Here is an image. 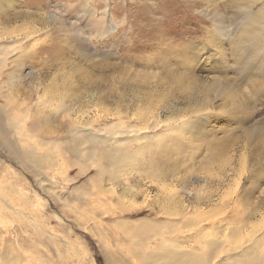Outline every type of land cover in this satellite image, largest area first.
<instances>
[{
  "label": "rangeland",
  "instance_id": "1",
  "mask_svg": "<svg viewBox=\"0 0 264 264\" xmlns=\"http://www.w3.org/2000/svg\"><path fill=\"white\" fill-rule=\"evenodd\" d=\"M9 1L12 7L0 12L1 30H25L27 21H35L42 32L33 34L35 41H20L15 33L0 40V57L7 59L0 76V112L12 113L7 118L0 114V129L5 130H0V256H34L30 260L35 263L46 259L50 264L126 263V256L141 252L135 243L143 244L148 237L140 236L150 230L151 243L143 251H153L162 240L175 249H200L202 214L210 233L220 239L228 235L221 256H234L230 251L238 244H245V250L252 246L248 237L256 229L264 237V135L251 142L243 136L250 124L264 122V105L255 101L254 115L236 117L217 99L204 139L174 129L164 132L168 117L193 110L201 115L202 104L216 97V80L230 82L239 97H253V102L254 80L260 79L263 95L264 64L238 41L246 15L260 4ZM82 1L88 4L79 5ZM49 21L55 27H48ZM29 40L35 45L27 52ZM162 54L167 60L161 61ZM203 71L209 76L201 84ZM38 79L52 87L50 93L37 89ZM70 93L77 96L73 118L62 105L75 98L69 99ZM89 109L90 115H83ZM118 110L124 115L121 122ZM145 113L149 125H159L148 133L153 136L149 148L139 152V145L125 144L133 155L131 165L118 175H98L94 161L85 156L96 147L84 130L97 136L135 131L141 127L139 114ZM5 138L19 152L33 151L51 162L21 161ZM118 140L105 146L116 149ZM159 176L166 178L167 192L158 190ZM259 246L262 252L264 242ZM258 263L264 264L261 253Z\"/></svg>",
  "mask_w": 264,
  "mask_h": 264
},
{
  "label": "bare ground",
  "instance_id": "2",
  "mask_svg": "<svg viewBox=\"0 0 264 264\" xmlns=\"http://www.w3.org/2000/svg\"><path fill=\"white\" fill-rule=\"evenodd\" d=\"M245 1L247 3L250 2V3H253V4H260L261 6L256 12L246 15V20L247 21H246L245 27L243 29L244 30L243 34L241 33L242 35L240 34L239 40L238 39L237 40L240 41V43H239L240 46L248 48V49L252 50L254 53L257 52L258 53V60H261L262 64H264V54H262V52L264 53V0H245ZM180 2H181V0H180ZM186 2L192 3L191 5H193V1H191V0H188ZM82 4H86L87 5L88 2L84 3L82 1L81 3H79V5H81V6H82ZM182 4L185 5L186 3L183 1ZM12 5L13 4L9 0H0V12H1V10H3V11L9 10L8 7L9 6L12 7ZM20 16L26 17V16H23V15H20ZM5 17H7V16H5ZM52 17L50 16V18H52ZM47 19H49V18H47ZM52 19H54V18H52ZM101 20H100V22L102 23ZM50 24L54 25V27H55V24H53L52 21H49L48 27H51ZM38 25L35 23V21H27L26 22V26H25V28H26L25 30L26 31L24 29H18L17 28V29H15V31H13V33H15L16 36H18L17 38H18V40L20 39V41H22V40L25 41L26 39L34 40L33 34L42 32V29H39L37 27ZM100 25L101 26L98 27V28L99 29H101V28L103 29L104 26H105V23L100 24ZM22 28H24V27L22 26ZM45 28L47 29V26H45ZM218 32H219V30L217 31V33ZM13 33H9L7 28L6 29H2V30L0 29V40L8 39L9 38L8 36L12 37ZM15 34H14V36H15ZM107 34H112L110 32V29L107 32ZM71 37H73L72 34H71ZM9 39H11V38H9ZM31 40H29L28 43L26 44V51L27 52L31 51L30 49H31L32 45L33 46L35 45L34 41L36 40V38H35L34 41H31ZM76 40H77V42L78 41L81 42L79 40V36L78 37L76 36ZM84 41H87V39L83 40V42H82L83 46L85 44ZM66 42H69V41H67V39H66ZM37 43H38V40H37ZM186 47H188V45L186 46V44H185V46H183V47L179 46V48H177V49H182V48H186ZM199 47L200 46L194 48L195 52L197 53V54L195 53L196 54L195 55L196 58L199 57L198 56L199 53H200V52H198ZM83 48L85 50V46ZM176 48H174L172 50V53H174ZM169 56L171 57L172 54L169 53ZM161 57H160L161 61L162 60L163 61L167 60V57L166 58H165V56L163 57V54H162ZM18 58H20V57H18ZM18 58H16L13 61H14V63H16L17 66H21L22 65L21 61L19 62ZM180 58H181V60H180ZM187 58H189L188 54H187ZM239 59H241V57ZM179 60H180V62H185V58L182 55H180ZM6 66H7V59L0 57V72H1L0 76L3 74L2 70ZM243 75H245V74H243ZM208 76H209V73L207 71H203L202 72L201 77L205 78V80H202L201 84H203V82L206 81V78ZM6 77L8 79H10L11 75L8 73L6 75ZM174 79H176V78L174 77ZM184 81H186V80H184ZM260 81H261L260 79H258V81L254 80V84H253L252 88H253V91H254V94H255L256 98L252 102L253 97H248V100L242 99L241 96L239 97V94L235 92V90H234L235 88L232 87L230 82H227L226 80L223 81V80H220V79L216 80V82L213 83L214 87H212V90L216 91V97H214V95H213V97L215 99H213L211 101L207 100L206 102H204L202 104V106H201V115L199 114L198 110H193L192 112H186V113H184V115H181L179 118L177 116L174 117L175 115L174 116L171 115L173 118L172 117L171 118L168 117V119L166 121L167 125L165 124L166 125L165 126L166 129L164 130V132L170 133V131L172 129H174V132L176 131V133H178V135L179 134H189V133L193 134L194 133L193 135L200 134L202 139H204L206 134L208 133L206 131V129H207L208 125H209V120L212 117L215 116V114L213 112H214V110H216L217 105L214 106L213 102H215V100H217V99L219 101H221L224 106H229L230 107L229 111L230 112L232 111V113L236 117H239L238 115H240V116L241 115H254V112H253L254 108L253 107L255 106V101L257 103L261 104V105H264V93H262L263 95H261V87H260V85H261L260 83L261 82ZM37 82H38L37 83V89L41 90L43 92V94H48V93L51 92V90H52L51 88L52 87L51 86H46V84H45V82L43 80L38 79ZM181 82L183 83V81H181ZM262 82L264 83V79H262ZM178 83H180V82H178ZM184 84H186V82ZM63 88H65V87H63ZM186 88H188V87H185L184 89H186ZM58 89L59 88H57V90ZM70 94H71L70 95L71 97L68 96L69 99L73 98V96H75V98H73V100H70L68 104L65 102L64 104L62 103V105H64L63 106V108L65 109L64 113L67 116H69L70 118H73V116L77 112L76 111V106H77L76 105L77 104V98L76 97L77 96H76V94L75 95L72 94V93H70ZM62 98H63V96L61 95L60 99H62ZM54 99H55V97H54ZM51 100H53V98ZM8 102H10L9 99H8ZM51 106H53V105L51 104ZM218 106H219V104H218ZM90 113H91V111L89 109V110H86L83 113V115L84 114L90 115ZM203 113H207V114L204 115ZM0 114L2 116L6 115V118H7L12 113L10 112V114H9V112L6 110L5 112H0ZM116 114H117V116L119 118V121L121 122L122 119L124 118V115L121 113L120 110H118V112ZM79 117H80V113H79ZM149 119L147 118L146 113L145 114H139L138 121L141 123V124L139 123L140 126H141L140 129L135 130V131H130V132L123 130V131L118 132L119 134H115V135H99V136H97L95 134H92L94 130H89V132L84 130V136H85L86 140H90L91 145H94L96 147V151H92V152L88 153L85 156H86L88 161H94L95 167H98V169H96L97 170L96 172H97L98 175H101V176L104 175V174H116V175H118L119 172H121L122 168L127 166L126 165L127 163L133 162V160L130 159L132 157H130V155H129V154H131V152L128 153L129 152L128 150H130V149L126 150L127 147L125 148V144L134 143L136 145H139L141 147L138 150L139 152L141 151V149L149 148V144L148 143L151 140H153V136H149L148 133H149V131H154L159 126L157 123L149 125V123H148ZM71 122H73V119L71 120ZM247 122H249V120ZM12 125L14 126V123H12ZM7 129L9 130V128H7ZM0 130H1V132L5 131L3 129H0ZM71 133L75 134V131L73 130ZM243 134H244L243 136H245V138H247V139H245V141L251 142V140L253 138H256V139L258 138L259 139L260 138L259 136L264 135V122H254V123L250 124L249 125V130L244 132ZM117 138H119V140L116 142V145L113 144L114 146H116V149H111V148L105 146L106 143H108L110 141H114ZM4 141L9 143L8 147L23 162H27V161H28L27 163H31V162H35V163L51 162L50 160H47L48 158H46V157H39V155L35 154L33 151H26V152H22L21 151V152H19L15 148V146L12 144V141H10L9 139L7 140L6 138L4 139ZM141 144H144V146H141ZM136 152H137V150H135V152H133V154L136 153ZM74 153L76 155H78V156L80 154V152L78 150H74ZM42 156H45V155H42ZM131 156H133V155L131 154ZM242 157L244 159L245 155L243 154ZM130 165H131V163H130ZM165 181H167L166 178H164L162 176H159L158 178H156V185L158 187V190H160L161 192L162 191H166L167 192V187H166L167 184L165 183ZM201 214H202V212H201ZM207 220L208 219H204L203 218V214H202L201 215V232L199 234V235H201L200 249H192V250L186 249V248L185 249H181V250L178 249V248L175 249L173 246L167 245L169 242L167 243L166 241L162 240V241L157 242L156 245H155V249H153V251L154 250H158V251H155V252H153V251H150V252L143 251L145 249L144 248L145 246H147L148 248L150 246L151 242L148 241V239L150 240V235H151V232H150L151 230H150V231H148L146 233H143V235L141 234L140 237H142V236H143V238L145 236L148 237V239L145 238L143 240V244L140 243L139 245H136V243H135L134 247H137L138 250H140L141 252H139V251L138 252H133V256H126V263H124V262L119 263L118 261H116V262H117V264H259L258 263L259 254L261 253L264 256V254H263L264 250H262V252H261V250L259 248L260 247L259 245L264 242V237L262 235L263 233L261 234V237L257 236V235H259L260 230L256 229L257 230L256 232H250V234H249L250 237H248V238H250L249 242H253L252 246H249V247L247 246V249L245 250V247H246V246H244L245 244H243V246L238 244L235 247H233L232 250L230 251L231 253L234 254V256H221L224 253L223 249L225 248L226 242H229L228 235H226V237H223V239L222 238L220 239L219 237H217L218 236L217 233H210L208 231L207 227H206L207 225H204L205 222H207ZM154 234H156V233H154ZM156 235L158 237L160 236L158 234H156ZM236 235H237L236 233L232 232V236L233 237H235ZM205 236H208L207 238H209V240L206 239ZM210 237L212 238L211 240H210ZM204 238L207 241L206 240L203 241ZM30 259L36 260V258H34V256H10L9 254H7V256H0V262H2V264H50L49 261H46V259H44L42 261H39L38 263H35L34 261H32ZM118 259H116V260H118Z\"/></svg>",
  "mask_w": 264,
  "mask_h": 264
}]
</instances>
